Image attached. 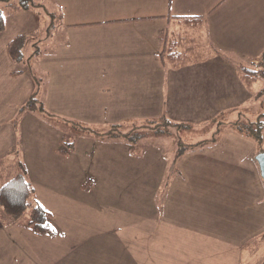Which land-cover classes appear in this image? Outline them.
Wrapping results in <instances>:
<instances>
[{
	"label": "crops",
	"instance_id": "1",
	"mask_svg": "<svg viewBox=\"0 0 264 264\" xmlns=\"http://www.w3.org/2000/svg\"><path fill=\"white\" fill-rule=\"evenodd\" d=\"M135 2L136 9L131 11L127 9L131 3L128 5L126 0L107 1V9L97 0L85 2V5L91 4L86 11L107 13V19L97 18V15L87 19L86 15L75 13L76 17L79 16L77 21L65 23L63 20L66 40L59 44L65 46L66 52H56L55 56L40 53L38 59L46 62L55 57L54 61L59 62L57 67L68 63L67 69L70 67L76 72L79 70V74L82 71L84 76L100 79L95 85L97 97H87L88 91L81 86L62 90L67 94L63 100L75 102L78 90L86 93V100H93L98 108L107 109V120L111 119V124L115 126L122 118L159 121L167 117L193 128L208 127L211 123H230L237 130L233 125L235 119L230 117L252 109L250 104L260 99H257L256 90L264 88L261 86L264 79H259L250 92L239 77L240 66L252 67L253 62L257 65L264 54V0ZM194 17L204 18L205 25L201 30L187 27L184 20ZM178 33L202 38L209 51L199 50L195 63L174 68L167 56L171 40ZM96 43H104V47L90 48ZM184 44L179 43L177 50H185ZM70 49L73 52H68ZM3 61L8 68V60L5 58ZM74 62L76 64L71 65ZM53 66L49 65L47 72H51ZM13 73V69L6 70L11 80L21 77V73ZM30 90V86L21 88L16 96L29 99L33 92ZM8 99L7 95L3 100L10 102ZM58 100L61 97L58 96ZM11 103H15V100ZM11 103V106H15ZM108 138L110 136L102 139L107 141ZM249 139L254 143L251 151L216 153L214 149L219 139H215L211 145L205 142L199 149L181 153L183 159H180L177 170L175 164L168 166V171L173 172L166 179L171 190L168 194V215L166 213L161 217L159 208V216H146L145 220L141 218V222L135 221L130 227H124L119 216H112L111 221L115 223L113 228L70 231L59 228L54 217L56 212L43 202L45 190L48 189L43 187L46 185L43 180L45 171L40 170L39 176L36 173V177H33L27 169L28 179L35 189V198L52 214L51 224L58 235H38L21 223H10L0 208V264H79L78 252L85 244L92 243L93 237L107 239V255L104 254L107 264H225V260H229L225 254H233L230 257L237 261L232 264H264V248L247 249V245L254 241L264 244V180L256 160L261 152L256 142ZM123 140L129 147L130 143L125 138ZM54 149L56 157L64 156L62 160L67 162L63 166H67L68 170L71 165L67 159L70 156L68 153L64 155L65 152L59 151L56 146ZM190 155H193V159L188 158L184 162ZM196 155H200L198 161H194ZM25 165L29 167L27 162ZM232 169L237 171V175L231 177L233 173H230L227 178V173ZM166 170L163 169V173ZM249 170L255 175L256 185L244 176ZM143 178L149 181L147 177ZM34 180L40 183L38 187L43 190L41 195ZM185 189H190L192 197L198 200V213L194 215L200 216L202 223V217H205V225L209 226L208 216H217L215 228H205L204 224L200 229L182 226L183 219L187 218L184 205L188 204V200L181 199V191ZM226 189L232 190L229 196L231 202L227 206L218 195H223ZM68 203L73 205L71 199ZM62 205L63 200L59 213L66 216L70 208ZM212 206H215V210L211 209ZM222 216H233L231 230L222 225ZM255 216H260L258 221ZM132 219H135L134 216L129 220ZM143 222L152 224L143 225ZM180 222L181 227H177ZM160 223L166 227L160 228ZM67 225L61 226L68 228ZM241 229L240 233L238 230ZM105 263L106 260H91V264Z\"/></svg>",
	"mask_w": 264,
	"mask_h": 264
},
{
	"label": "rangeland",
	"instance_id": "2",
	"mask_svg": "<svg viewBox=\"0 0 264 264\" xmlns=\"http://www.w3.org/2000/svg\"><path fill=\"white\" fill-rule=\"evenodd\" d=\"M31 1L37 6L19 11H13L7 3H0V10L5 20V31L0 34V188L8 178L15 175L20 162L24 164L27 162L29 167L26 169L33 177H36V173L39 176L40 170L45 171L43 180L46 185L43 187L48 189L45 190L46 194L42 198L45 206L53 208L56 212L54 217L59 228L66 231L79 228L83 230L113 228L115 223L111 221L112 216L114 218L119 216L124 227H130L135 221L141 222V218L145 220L146 216H157L159 208L161 217L166 213L168 215V194L171 190L166 179L168 180L171 177L170 174H173L168 171L170 169L168 166L175 164L177 170L180 159H183L180 156L181 153L199 149L205 142L211 145L215 139H219L218 146L214 149L216 153L244 152V150L253 149L252 140L231 127L230 123H211L208 127L203 125L181 130L166 127L163 130H168V134L163 132L161 134L154 126L162 119L157 121L147 120V118H122L116 130L112 131L118 137H113L109 131L114 129L115 125L111 124V119L107 120V109L98 108L93 100H86L84 98L86 93L78 90L75 102L71 99L67 102L63 100L67 94L62 90L66 88L72 90L73 87L81 86L83 90L88 91L87 97H97L95 85L100 79L84 76L82 71L81 75L79 70L76 72L70 67L67 69L68 63L57 67L56 64L59 62L54 61L55 57L54 60L46 62L38 59L40 53L55 56L56 52H66L65 46L59 44L66 40L62 29L63 20L65 23L77 21L79 16L76 17L75 13L86 15L87 19L97 15V18L105 20L108 14H94L90 10L86 11L90 9L91 4L85 5V2L95 0ZM105 1L114 0H97V3L101 2L107 9ZM126 1L128 5L131 3L130 8H127L129 11L136 9L135 0ZM10 3L20 4L21 0H12L8 4ZM63 11L64 18H62ZM161 24L164 25V23ZM22 34L26 35L28 40L23 49L24 60L17 64L8 57L7 44L14 37ZM103 47L104 43L90 46L92 49ZM71 51L73 52L71 49L68 52L71 53ZM5 58L12 68L10 65L8 68L5 67L3 61ZM73 64L76 62L71 65ZM49 65L55 66L52 67L51 72H47L50 69ZM7 69L23 72L20 78L11 80L6 75ZM62 69L64 71H61ZM103 80L104 78L101 79ZM29 86L30 91H33L31 95L38 91L37 98L44 105L45 114L23 110L29 99L16 95L21 88H29ZM261 86H264V81ZM261 89L258 88L256 93H259ZM7 95L10 102L4 101ZM14 96L16 97L13 98ZM58 96L61 97L60 101H57ZM259 98L250 104L252 109L230 118L235 119V122L255 121L259 115L264 114V94ZM13 99L15 103H11ZM10 103L15 106H11ZM128 132H133L134 137L137 134H146L147 137L127 147V143L120 134ZM108 136H110L108 142L102 139H107ZM105 142L109 143V149ZM72 143L76 144L75 150L71 148ZM55 146L59 148V151L66 152V155L68 153L70 156L67 159L71 165L68 170H66L67 166H63L66 161L62 160L64 156L59 155L58 159L54 154ZM194 146L198 147L191 148ZM199 156L196 155L194 161H198ZM188 158L192 160L193 155L187 157L184 162L188 161ZM163 169L167 170L163 173ZM230 173H233L231 177L237 175V171L232 169L227 173V178ZM244 176L256 185L255 175L251 170ZM143 177H147L149 181L144 180ZM38 184L40 183L37 181V187ZM37 191L40 195L43 192L39 187ZM231 194L230 189L223 190V195L218 194L225 206L231 202L229 199ZM181 196V199L188 200V204L184 205L187 218L183 219L182 226L190 229L203 228L202 225L207 223V219L202 217L204 219L202 223L201 217L194 215L198 213V200L192 197L190 189L182 190ZM70 199L73 205L68 203ZM62 200V206L70 208L67 215L71 216L60 215ZM211 201L214 202V200ZM211 209L215 210V206ZM152 213L154 215H151ZM132 216L135 219L129 220ZM232 217L222 216L224 219L222 225H226L227 230H231L233 226ZM255 217L258 221L260 216ZM59 222L61 225L68 224V228H62ZM208 223L209 226L205 225V228H215L217 216H208ZM142 224L151 225L152 223L143 222ZM162 225L160 223L159 227H166ZM177 227H181V222ZM238 231L241 233L242 229ZM87 239L90 237L85 238ZM240 239L244 238L240 237ZM105 240L93 237L92 243L81 247L78 252L80 262L79 259L77 260L79 264H91V260H106L105 264H107V257L104 258V254L107 255ZM235 241H237L236 238ZM252 247L263 249L264 244L254 241L247 245V249ZM225 256H229L225 264L237 261L230 257L233 254H225Z\"/></svg>",
	"mask_w": 264,
	"mask_h": 264
},
{
	"label": "trees",
	"instance_id": "3",
	"mask_svg": "<svg viewBox=\"0 0 264 264\" xmlns=\"http://www.w3.org/2000/svg\"><path fill=\"white\" fill-rule=\"evenodd\" d=\"M12 0H0V3H7L13 11H19L22 9L28 10L31 6H37L32 4L31 0H21L20 4L10 3ZM185 23L188 28H193L201 30L205 25V20L203 17L186 18ZM5 31V20L2 11L0 10V34ZM28 37L24 34L14 37L7 44V53L10 59L19 64L23 62V49L26 46ZM185 43L183 47L185 50H177L179 43ZM199 50L207 52L205 43L202 38L196 39L194 37H187L181 33L175 34L171 40L170 49L168 52V60L173 65L174 68H179L187 66L196 62V54ZM40 53V52H39ZM164 57V54L162 55ZM201 56V55H200ZM204 61V60H203ZM21 72H15L13 75H19ZM239 77L244 84V86L250 91H253L254 85L259 81V79H264V54L259 58L258 64L253 62L252 67L240 66L239 67ZM35 91L24 105L23 110H29L31 112H41L46 113L44 105L38 100L37 93ZM264 94V88L258 93V97ZM163 120V121H162ZM160 122L154 127L158 129V133L162 132L168 134V130H163V128L175 127L179 130L181 129H192L191 125L184 123L173 122L167 117H164ZM233 125L238 131L244 133L246 136L252 138L259 147L260 152H264V114L257 117L255 121L240 122L236 121ZM110 134L112 136H117L114 134L118 126H114ZM152 127V128H154ZM151 128V127H150ZM133 132H128L120 134L125 138L130 144H137L139 141L147 137L146 134H137L136 137L132 134ZM107 135V134H106ZM204 144V143H203ZM201 146V145H200ZM75 143H72V150H74ZM194 146L191 148H196ZM63 153V152H61ZM66 152L64 153V155ZM0 208L7 217L10 223H21L28 229H31L38 235L43 236H57V232L51 224L52 214L45 210L35 198V189L27 176V169L24 163L20 162L18 165V170L15 175L8 178L7 181L0 188Z\"/></svg>",
	"mask_w": 264,
	"mask_h": 264
},
{
	"label": "water",
	"instance_id": "4",
	"mask_svg": "<svg viewBox=\"0 0 264 264\" xmlns=\"http://www.w3.org/2000/svg\"><path fill=\"white\" fill-rule=\"evenodd\" d=\"M256 160L259 164L261 176L264 180V152H261L260 154H258V156L256 157Z\"/></svg>",
	"mask_w": 264,
	"mask_h": 264
}]
</instances>
